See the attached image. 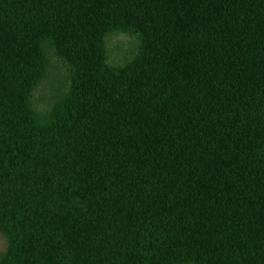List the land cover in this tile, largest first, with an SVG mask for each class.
<instances>
[{
  "label": "trees",
  "instance_id": "1",
  "mask_svg": "<svg viewBox=\"0 0 264 264\" xmlns=\"http://www.w3.org/2000/svg\"><path fill=\"white\" fill-rule=\"evenodd\" d=\"M0 231V264H264V0H0Z\"/></svg>",
  "mask_w": 264,
  "mask_h": 264
},
{
  "label": "rangeland",
  "instance_id": "2",
  "mask_svg": "<svg viewBox=\"0 0 264 264\" xmlns=\"http://www.w3.org/2000/svg\"><path fill=\"white\" fill-rule=\"evenodd\" d=\"M139 38L129 32L110 33L106 37L108 62L118 66L132 58L139 46ZM50 65L45 79L34 89L31 96L33 109L47 118L53 104L66 90L68 84V68L58 57L49 54ZM7 248V239L0 231V257Z\"/></svg>",
  "mask_w": 264,
  "mask_h": 264
}]
</instances>
